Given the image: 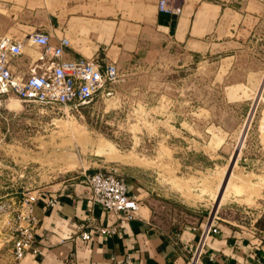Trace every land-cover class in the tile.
<instances>
[{
  "label": "rangeland",
  "instance_id": "obj_1",
  "mask_svg": "<svg viewBox=\"0 0 264 264\" xmlns=\"http://www.w3.org/2000/svg\"><path fill=\"white\" fill-rule=\"evenodd\" d=\"M59 2L0 0V16L13 28L7 34L21 38L24 51L36 56L26 35L46 23ZM94 3L127 9V0ZM239 36L244 42L233 58L223 51L137 44L133 36L125 45L135 47L115 59L110 93L103 90L78 112L1 97L0 204L58 182L96 158L119 164L95 151L99 142L145 168L166 221L197 218L192 209L204 208L219 221L264 236L255 226L264 213V12L249 34ZM228 172L242 182L219 201L216 184ZM6 226L0 209V264H13Z\"/></svg>",
  "mask_w": 264,
  "mask_h": 264
},
{
  "label": "crops",
  "instance_id": "obj_2",
  "mask_svg": "<svg viewBox=\"0 0 264 264\" xmlns=\"http://www.w3.org/2000/svg\"><path fill=\"white\" fill-rule=\"evenodd\" d=\"M94 2L105 0H60L47 22L32 30L48 33L51 41L68 38L63 53L67 59L97 56L115 63L120 52L135 47L125 45L133 36L137 44L181 46L195 53L223 51L225 57L233 58L244 42L239 35L249 34L264 12V0H185L177 15L157 12L156 0H133L131 8L127 0V9L117 12ZM12 29L11 21L0 16V36L12 34ZM35 58L23 48L11 62L13 73L26 74ZM103 169L124 179L127 194L139 206L128 220L91 206L95 224L114 225L117 231L93 233L84 241L75 225L84 222L87 213L85 176ZM149 175L134 164L96 158L74 174L37 188L34 240L15 264H123L125 259L130 264H189L191 255L183 245L193 249L210 219L216 231L205 237L196 264H264L263 235L232 221H219L204 208L192 209L197 218L166 221L164 203L153 193ZM49 196L56 198L54 206L45 203Z\"/></svg>",
  "mask_w": 264,
  "mask_h": 264
},
{
  "label": "built area",
  "instance_id": "obj_3",
  "mask_svg": "<svg viewBox=\"0 0 264 264\" xmlns=\"http://www.w3.org/2000/svg\"><path fill=\"white\" fill-rule=\"evenodd\" d=\"M181 0H156L157 12L169 15L180 13ZM26 43L38 49L34 63L24 75H15L11 62L22 54L24 41L8 34L0 36V98L9 94L20 100L63 111L79 109L91 102L103 90L109 94V85L117 78V67L113 61L103 62L97 56H81L75 59L63 58L68 38L61 36L51 41L48 33L32 30L27 33ZM87 187V213L84 222L75 225L81 240L87 241L93 233L112 234L116 226L95 224L91 206L97 205L111 212L120 220L134 217L139 206L138 200L127 194L124 179L110 169H103L85 176ZM37 197L36 190L23 194L16 200L8 199L0 204L5 214L13 264L18 262L33 243V232L38 219L33 212ZM56 198L49 196L45 203L56 204ZM216 231L211 219L201 230L199 241L192 249L183 245L190 253L189 264H196L201 254L205 237ZM71 261V260H70ZM69 261V262H70ZM71 264L72 261L70 262ZM123 264H130L127 259Z\"/></svg>",
  "mask_w": 264,
  "mask_h": 264
},
{
  "label": "bare ground",
  "instance_id": "obj_4",
  "mask_svg": "<svg viewBox=\"0 0 264 264\" xmlns=\"http://www.w3.org/2000/svg\"><path fill=\"white\" fill-rule=\"evenodd\" d=\"M241 138L239 139L240 142ZM91 144V142H90ZM95 146V151L98 153V151L103 155L104 158L109 159V160H118L121 161L122 163H128V164H133L132 161L127 160L120 155H115L112 154L108 149L104 148L99 142L94 143ZM63 154V153H62ZM222 174V173H221ZM220 174V176H221ZM253 175V174H252ZM239 176V175H238ZM234 173L228 172L227 174H224L218 178V182L216 184V194L217 198L220 196L219 201L222 199V196L224 193L232 186L234 185V182H242V179L238 177ZM207 177V176H206ZM244 177V176H243ZM210 178V177H209ZM212 178V177H211ZM213 179V178H212ZM246 180V179H245ZM208 181V180H207ZM212 181V180H211ZM216 181V180H215ZM212 183V182H211ZM215 185V184H214ZM202 188V187H201ZM204 188V186H203ZM214 188V187H213ZM185 192V191H184ZM186 193V192H185ZM216 200V199H215ZM216 203V202H215ZM215 205V204H214Z\"/></svg>",
  "mask_w": 264,
  "mask_h": 264
},
{
  "label": "trees",
  "instance_id": "obj_5",
  "mask_svg": "<svg viewBox=\"0 0 264 264\" xmlns=\"http://www.w3.org/2000/svg\"><path fill=\"white\" fill-rule=\"evenodd\" d=\"M255 226L258 231L264 233V213H262L261 216L255 221Z\"/></svg>",
  "mask_w": 264,
  "mask_h": 264
},
{
  "label": "water",
  "instance_id": "obj_6",
  "mask_svg": "<svg viewBox=\"0 0 264 264\" xmlns=\"http://www.w3.org/2000/svg\"><path fill=\"white\" fill-rule=\"evenodd\" d=\"M233 154H232V156L230 157V161H229V164H228V166H227V168H229V166L231 165V163L233 162Z\"/></svg>",
  "mask_w": 264,
  "mask_h": 264
}]
</instances>
